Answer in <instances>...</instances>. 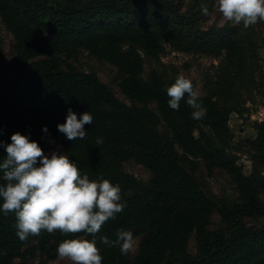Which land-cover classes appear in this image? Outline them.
<instances>
[{"label": "trees", "instance_id": "obj_1", "mask_svg": "<svg viewBox=\"0 0 264 264\" xmlns=\"http://www.w3.org/2000/svg\"><path fill=\"white\" fill-rule=\"evenodd\" d=\"M0 25L11 36L13 50L5 62L0 38V141L9 144L11 135L20 132L43 149L42 138L48 135L82 175L121 188L126 207L96 237L102 264H264V227L244 223L264 216L259 200L264 195V119L252 124L254 137L244 141L251 163L245 176L227 128L228 116L240 118L239 112L217 109L210 92L199 97L206 115L192 119L187 96L178 111L168 106L167 87L175 79L167 80L154 68L143 77V58L158 59L164 34L187 51L212 58L224 54L228 61L239 51L235 40L219 28L183 38L172 32L166 16L152 18L123 0H0ZM81 51L114 68L130 105L117 100L93 73L62 67V57L74 58ZM69 108L78 118L86 111L93 116L82 140L70 141L57 130ZM5 156L0 147V162ZM128 160L148 169L146 183L123 171ZM199 165L228 176L237 200L209 197L194 176ZM212 213L221 228L210 232ZM120 229L139 238L133 258L100 242V236L115 240ZM81 237L92 239L56 231L22 242L15 215L0 212V264H23L36 253L53 259L60 242ZM190 237L193 256L186 251Z\"/></svg>", "mask_w": 264, "mask_h": 264}, {"label": "rangeland", "instance_id": "obj_2", "mask_svg": "<svg viewBox=\"0 0 264 264\" xmlns=\"http://www.w3.org/2000/svg\"><path fill=\"white\" fill-rule=\"evenodd\" d=\"M50 4H61V0H48ZM136 7L146 9L150 17L156 15L166 16L169 20L172 32H178L182 37L189 38L197 32L208 29H222L231 39L238 43L239 51L234 59L228 61L224 54L218 58H212L203 54L187 51L181 47V43L175 42L167 34L161 36L163 51L158 59L143 58V77L151 68L162 74L167 80L184 76L193 83L198 97L206 93H212V100L217 109L234 108L240 113V118L230 114L227 119V128L231 135V150L237 157V165L240 166L243 175L250 171L249 152L245 140L254 137L252 124L264 119V22L245 29L243 25H233L225 22L216 10V0H123ZM201 5L209 8L210 15L201 13ZM0 38L5 62L13 57L12 38L0 25ZM65 68L69 66L82 73H93L98 81L119 101L130 105L118 87L115 70L106 62L90 56L86 52H79L74 58L62 57ZM13 70L11 74H15ZM51 141V142H50ZM42 146L45 155L52 152L62 154V148L50 136L42 138ZM179 152V151H178ZM179 154H181L179 152ZM125 173L132 175L137 181L146 183L151 174L143 165L128 160L122 163ZM202 189L214 201L228 199L237 200V193L228 176L218 170L206 172L199 165L194 172ZM264 205V195L259 196ZM247 226L264 227V216L245 218ZM221 228V222L216 213L209 218L207 230L212 232ZM81 237L80 239H83ZM135 247L128 255L130 258L136 253L139 238H134ZM186 251L193 256L196 252L193 238L190 237ZM20 262V260L15 261ZM23 264H72V262L45 258L39 254L25 259Z\"/></svg>", "mask_w": 264, "mask_h": 264}, {"label": "clouds", "instance_id": "obj_3", "mask_svg": "<svg viewBox=\"0 0 264 264\" xmlns=\"http://www.w3.org/2000/svg\"><path fill=\"white\" fill-rule=\"evenodd\" d=\"M216 10L225 22L243 25L245 29L264 22V0H216ZM201 13L210 15L209 8L201 5ZM168 106L178 111L180 102L192 110V119L206 115L191 80L177 76L167 87ZM93 123L86 111L77 114L69 108L64 123L57 130L70 141L84 139L85 125ZM42 131L47 134V126ZM11 143L0 141L6 156L0 162V212L15 215L16 235L20 241L29 236L59 231L62 235L85 233L92 237L64 239L59 243L58 259L72 264H102L103 256L97 247L96 237L102 226L115 219L126 207L122 202L121 188L107 179L90 180L81 174L76 164L66 155L52 152L45 155L34 140L20 132L13 133ZM51 142V141H50ZM102 138L97 140L101 144ZM116 239L100 236V242L109 247H119L122 255L133 251L136 241L133 233L117 230Z\"/></svg>", "mask_w": 264, "mask_h": 264}]
</instances>
